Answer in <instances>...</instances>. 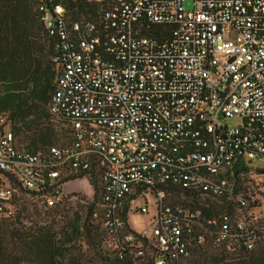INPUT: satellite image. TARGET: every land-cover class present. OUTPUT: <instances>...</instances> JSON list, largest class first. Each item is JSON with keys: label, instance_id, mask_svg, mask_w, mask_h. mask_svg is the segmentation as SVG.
<instances>
[{"label": "built area", "instance_id": "1", "mask_svg": "<svg viewBox=\"0 0 264 264\" xmlns=\"http://www.w3.org/2000/svg\"><path fill=\"white\" fill-rule=\"evenodd\" d=\"M191 1L111 0L73 19L57 0H29L53 52L48 110L70 141L21 147L0 114V220L15 216L20 192L53 207L62 176L95 173L121 262L167 264L209 238L227 253L264 245L243 196L206 217L160 189L232 200L233 167L264 160V0ZM138 197L140 214L149 198L156 212L135 232L123 212Z\"/></svg>", "mask_w": 264, "mask_h": 264}, {"label": "trees", "instance_id": "2", "mask_svg": "<svg viewBox=\"0 0 264 264\" xmlns=\"http://www.w3.org/2000/svg\"><path fill=\"white\" fill-rule=\"evenodd\" d=\"M57 2L64 6L73 19H91L96 15L89 14L87 18L78 16L88 12L85 9V0ZM104 5L106 8L109 7L106 2ZM52 55L49 40L45 37L29 0H0V114L9 120L17 144L27 149L55 146L57 141L58 133L51 121L54 117L48 110L55 76ZM60 124L62 128L59 131L67 137L68 143L70 141L68 129L63 122L60 121ZM246 170V165L238 164L232 171L237 175ZM77 179H86L93 189L94 197L100 195L101 181L95 173L89 176L66 174L57 181V186L61 188L64 184ZM160 189L170 195L181 194L180 190L171 187L163 186ZM22 193L25 194L20 192L19 195ZM181 195L193 199L195 205L196 200L203 196L188 193ZM237 198L225 213L232 212V206L237 205ZM244 199L249 209L248 200ZM17 201H20L19 197ZM61 201L62 196L53 207H47L43 203L40 205L45 209H54ZM18 207L17 202V211ZM201 211L208 213L204 209ZM101 212L99 196L98 216L95 204L92 203L82 224L87 250L95 252L104 264H146L142 260L127 262L117 260L114 245L102 228ZM126 213L125 209L123 217L127 222ZM93 215L100 218L102 231L100 240L92 230ZM16 216L0 220V264H56V257L62 256V249L53 241V234L47 226L33 224L28 227L22 224L18 214ZM100 225L96 227L97 230H100ZM205 245L192 249L185 257L167 264H264V245L251 251L239 250L234 253L225 251L215 253Z\"/></svg>", "mask_w": 264, "mask_h": 264}, {"label": "rangeland", "instance_id": "3", "mask_svg": "<svg viewBox=\"0 0 264 264\" xmlns=\"http://www.w3.org/2000/svg\"><path fill=\"white\" fill-rule=\"evenodd\" d=\"M105 2L109 5L111 0H85V9L88 12L78 14V16L87 18L89 14L100 13L106 8ZM183 7L185 10H192V1L184 0ZM51 121L58 133L55 146L64 145L67 143V137L59 131L62 128L60 121L54 118ZM233 176L232 178L236 182V191L232 200L227 198L212 199L201 196L196 200L197 205H195L193 199L181 194L171 195L170 200L180 205L197 206L198 209L201 208L200 210L208 211L206 214L202 212L204 216L213 217L229 211V205L234 203L235 199L241 195L248 200L249 209L253 216L252 221L258 224L264 223V160L249 163L246 171L237 175L233 173ZM228 177L230 178V174H228ZM61 192L62 201L54 209H45L36 198L23 193L20 194L16 215L18 214L20 221L25 226L29 227L33 224L47 226V229L53 234V241L62 249V256L56 257V264H104L95 252L87 250L86 238L82 230V224L90 204H95V212L98 216L99 194L94 197L93 189L86 179H77L64 184L61 187ZM145 206L146 204L142 197L131 200L130 208L127 211V223L132 231L139 232L148 229L149 221L155 215L156 207L152 204L151 198H149L147 200L148 214L142 215L139 210ZM91 222L95 235H97L99 240L102 239L100 218L93 215ZM98 224L100 225V230L96 229ZM205 246L210 247L215 253L224 251L221 247L214 246L210 238L207 239Z\"/></svg>", "mask_w": 264, "mask_h": 264}]
</instances>
